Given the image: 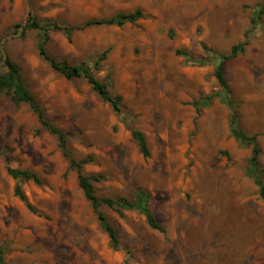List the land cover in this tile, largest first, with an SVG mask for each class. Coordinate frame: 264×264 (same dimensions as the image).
<instances>
[{"label":"rangeland","instance_id":"obj_1","mask_svg":"<svg viewBox=\"0 0 264 264\" xmlns=\"http://www.w3.org/2000/svg\"><path fill=\"white\" fill-rule=\"evenodd\" d=\"M264 0H0V56L15 62L47 119L67 136L70 158L58 138L41 129L30 106L0 92V246L7 264H264V202L249 176L252 147L231 133V110L215 99L197 114L193 102L221 87L215 65L187 63L221 55L248 41L225 62L239 125L258 136L264 167ZM142 11L123 27L93 26L51 33L49 54L71 66L88 64L94 76L122 98L117 115L84 79L67 80L39 53L30 18L81 26ZM17 26H20L17 28ZM108 51V58L97 60ZM7 68L0 65V76ZM133 130L147 139L140 151ZM84 167L100 198L134 200L150 194L151 211L164 232L138 211L121 216L104 205L119 248L100 225L70 169ZM9 160V162H8ZM42 181H17L8 167ZM20 185L27 201L15 194Z\"/></svg>","mask_w":264,"mask_h":264},{"label":"trees","instance_id":"obj_2","mask_svg":"<svg viewBox=\"0 0 264 264\" xmlns=\"http://www.w3.org/2000/svg\"><path fill=\"white\" fill-rule=\"evenodd\" d=\"M264 16V2L256 12V16L253 20V25L257 27L261 18ZM145 18V15L142 11H136L131 14H120L110 19L106 20H93L89 21L81 26L76 27H64L59 23L47 20L41 21L35 18H30V23L27 25L28 30H35L38 32L39 38V53L41 57L50 64L53 70L63 75L67 80L73 81L75 79H84L99 96V98L104 102L110 104L111 108L117 115L123 114L122 108V98L118 95H113L106 83L99 81L93 74L91 67L84 63L80 66H71L69 63L64 61H58L53 58L47 49V45L51 40V33L55 31L64 32L69 37L73 35L74 32L85 30L93 26H117L123 27L128 23L134 24ZM20 26H17V28ZM248 46V41L242 42L238 45H235L229 55H221L215 50L207 47H203L207 53V58L194 59L191 58L186 53L181 51L178 52L179 55H185L187 58V63H193L194 65L204 66L212 62L215 65V77L221 87V91L201 97L199 100L193 102V106L196 108L197 114L200 116L204 109L211 106L212 102L215 99L227 105L231 110L230 117V128L231 133L235 140L243 146L252 147V157L250 159V168L249 176L252 177L257 186L260 189V196L264 202V167H262L260 162V157L262 155V148L258 143V136H249L246 134L239 125V115L236 109V105L232 99V92L229 85V82L225 75V62L233 58L238 57L240 54L244 53L246 47ZM109 52L106 51L101 57L97 60V66L102 62L106 61L108 58ZM4 65L7 68V72L0 76V92H4L12 97L13 102L17 106L28 105L32 111L38 116L41 130H47L50 134L56 136L59 141V146L63 154L70 158L67 147V136L66 134L58 127L53 125L46 117L44 109L40 104L35 100L34 96L28 89V86L24 80V77L21 74L19 66L13 62L10 58L6 57L4 53H1L0 56V65ZM133 136L138 142L140 151L144 157H150L151 153L147 144L146 136L138 131L133 130ZM9 162V160H8ZM92 162L91 158L82 159L76 161L71 159L70 169L76 170L79 175V185L83 190L86 199L91 203L92 208L100 220V225L104 231L108 234L111 239V244L114 249L119 248V238L116 232L115 227L110 222L108 217L101 212V207L106 205L114 210H116L121 216H124L125 211H138L143 214L154 229L164 232V229L158 224L156 218L154 217L151 207L150 200L151 196L146 191H138L135 195L134 200L130 201L127 199L114 200L110 198H100L96 194L94 187L95 183H100L104 177L101 175L88 176L84 173V167ZM8 173L17 181H33L36 184H41V179L33 172L28 170L14 169L8 167ZM16 196L23 202L27 203L28 208L35 214H38L37 210L28 203L27 197L23 192L20 185L16 187L15 190ZM0 264H7L5 260V249L0 246Z\"/></svg>","mask_w":264,"mask_h":264}]
</instances>
